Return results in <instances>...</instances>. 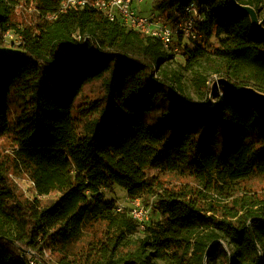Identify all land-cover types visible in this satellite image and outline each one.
Segmentation results:
<instances>
[{"label":"trees","instance_id":"1","mask_svg":"<svg viewBox=\"0 0 264 264\" xmlns=\"http://www.w3.org/2000/svg\"><path fill=\"white\" fill-rule=\"evenodd\" d=\"M62 1L0 0V37L20 38L0 55V264H264V104L209 87L264 93V34L230 0H156L167 24L193 4L204 15L183 52L195 101L162 70L174 55L160 42L92 8L60 13ZM94 82L102 92L82 100ZM114 187L161 216L143 237L106 200Z\"/></svg>","mask_w":264,"mask_h":264},{"label":"built area","instance_id":"2","mask_svg":"<svg viewBox=\"0 0 264 264\" xmlns=\"http://www.w3.org/2000/svg\"><path fill=\"white\" fill-rule=\"evenodd\" d=\"M155 0H63L60 13H68L74 9L92 8L99 11L111 22L124 28L139 32L162 44L170 54L178 53L183 41H195L200 35L198 24L204 20L198 5L186 8L184 14L174 24H167L158 14L146 16L139 12L137 5L154 3ZM137 4V5H135ZM119 211H123L118 207ZM150 210L141 199H133L129 215L136 222L139 231H145L149 223ZM29 263L34 264L29 258Z\"/></svg>","mask_w":264,"mask_h":264},{"label":"rangeland","instance_id":"3","mask_svg":"<svg viewBox=\"0 0 264 264\" xmlns=\"http://www.w3.org/2000/svg\"><path fill=\"white\" fill-rule=\"evenodd\" d=\"M156 1V0H155ZM154 3H145L144 5H137V8L140 7L143 11L142 14L146 16L154 15L155 12H157V8L153 7L155 5ZM30 9L24 8H18L15 12L14 20L17 23H29L30 22ZM259 17L261 20H264V6L261 7V12L259 13ZM80 41V39H78ZM214 42H217L216 39L213 40ZM20 45V38L18 35H16L14 32H9L3 36L0 37V55H8V54H16L20 52L19 49ZM185 47H195L193 42L191 41H183L182 47L180 48L178 53L173 54L174 59L169 62L168 65H166L162 70L165 71V73L168 75L169 79L172 81V83H175V79H178L182 81L184 85L185 92L187 96L192 98L195 101H199V97L195 91V89L192 87L191 79L193 77V73L187 72L185 69L186 61L183 56L184 48ZM219 78H211L209 82V87L212 89L214 88V83L218 81ZM102 83L101 82H94L91 84H88L83 92L82 100H89V99H95L97 96L100 95L102 92ZM174 85V84H173ZM223 87V85H217L216 89H219L220 87ZM214 90V92H215ZM211 98V95H210ZM157 171H150V174H156ZM14 182L17 184L18 188L22 190V192L25 194L26 197L34 198L36 197L35 187L33 182L26 176H13ZM248 189H251V193L258 190L260 186V182L258 178L251 179L246 183ZM104 193L106 195V200H114L116 202V205L123 209V211L129 212L131 207V201L127 195V193L122 190L119 187H114L111 190H104ZM56 197H58V194H53L48 197H39V199H42L45 202L52 201ZM146 204V203H145ZM148 208L150 210L149 214V223L148 225L153 226L154 223L159 221L161 219V216L153 212V207L151 205H148ZM137 237H143L144 233L142 231L137 230L136 232ZM221 244L226 250H230V246L226 241H221ZM28 257L33 260L34 264H56L52 262L51 258H49L48 253H44L45 258H39V257H33L30 254H28ZM262 261L264 262V252H261ZM58 264V263H57ZM204 264H208L207 261H205Z\"/></svg>","mask_w":264,"mask_h":264},{"label":"water","instance_id":"4","mask_svg":"<svg viewBox=\"0 0 264 264\" xmlns=\"http://www.w3.org/2000/svg\"><path fill=\"white\" fill-rule=\"evenodd\" d=\"M231 5L241 12L247 13L250 16L252 25L254 29L260 33L264 34V21L260 19L259 13L257 10L249 5H242L238 0H230ZM223 85L226 92L230 95H248L254 98L255 100L264 104V93L259 92L253 87H243V88H235L227 79H218L216 83H214V88L212 89V93L214 92L217 85ZM212 99V95H211Z\"/></svg>","mask_w":264,"mask_h":264},{"label":"crops","instance_id":"5","mask_svg":"<svg viewBox=\"0 0 264 264\" xmlns=\"http://www.w3.org/2000/svg\"><path fill=\"white\" fill-rule=\"evenodd\" d=\"M148 4V3H147ZM139 5H144V4H139ZM153 7H155V5L153 6ZM138 10H139V12H143L142 10H141V8L140 7H138ZM155 14H158V12H155Z\"/></svg>","mask_w":264,"mask_h":264}]
</instances>
